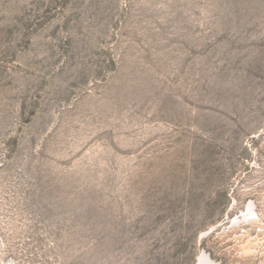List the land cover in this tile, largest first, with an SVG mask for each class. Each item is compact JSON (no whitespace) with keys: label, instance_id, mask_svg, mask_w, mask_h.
<instances>
[{"label":"rangeland","instance_id":"374dc122","mask_svg":"<svg viewBox=\"0 0 264 264\" xmlns=\"http://www.w3.org/2000/svg\"><path fill=\"white\" fill-rule=\"evenodd\" d=\"M264 264V0H0V264Z\"/></svg>","mask_w":264,"mask_h":264},{"label":"bare ground","instance_id":"6f19581e","mask_svg":"<svg viewBox=\"0 0 264 264\" xmlns=\"http://www.w3.org/2000/svg\"><path fill=\"white\" fill-rule=\"evenodd\" d=\"M198 264H210V261L207 257L203 256L199 259Z\"/></svg>","mask_w":264,"mask_h":264}]
</instances>
